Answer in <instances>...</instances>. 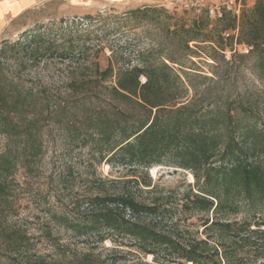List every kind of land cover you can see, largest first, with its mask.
Segmentation results:
<instances>
[{"label":"trees","instance_id":"1","mask_svg":"<svg viewBox=\"0 0 264 264\" xmlns=\"http://www.w3.org/2000/svg\"><path fill=\"white\" fill-rule=\"evenodd\" d=\"M172 10L127 9L126 20L141 18L156 29L148 31L156 46L138 50L132 65L122 54L116 66L110 59L103 68L93 62L87 77L70 81L75 96L53 100L0 76V264H46L42 257L20 259L27 237L7 230L4 220L14 210L10 178L19 155L30 170L41 153L43 110L51 104L91 166L105 163L121 174L96 178V191L86 198L91 210L51 216L75 234L108 239L109 264H264V96L237 77L249 57L264 77V0L220 20ZM80 16L86 25H63L64 16L43 20L37 32L24 34L23 49L39 48L48 24L87 27L90 19ZM234 29L236 35H223ZM238 45L251 49L236 53ZM202 54L212 60L209 73L193 60ZM157 165L191 174L178 203L156 193L148 169ZM192 217L197 223L188 222ZM61 264L99 263L83 254Z\"/></svg>","mask_w":264,"mask_h":264},{"label":"rangeland","instance_id":"2","mask_svg":"<svg viewBox=\"0 0 264 264\" xmlns=\"http://www.w3.org/2000/svg\"><path fill=\"white\" fill-rule=\"evenodd\" d=\"M252 4L253 0H246V6ZM166 9L173 12L172 8ZM125 13L126 10L102 6L92 14H70L85 15L90 19L89 25L65 31L57 26V22L48 24L42 31L46 34L44 42L39 48L32 44L27 51L22 44L24 34L37 32L41 24L37 23L32 31L31 26L17 31L8 40L0 41V76L11 77L24 87L53 100L77 95L78 91L69 86L70 81L87 77L93 62L103 68L110 59L116 66L121 54L124 61L137 62L138 50L156 46L155 36L151 34L156 29L148 27L141 18L126 20ZM45 37L52 39L53 43L48 45ZM236 53H240L237 48ZM229 57L230 52L227 51L225 59ZM193 60L200 69L209 71L208 63H212V60L203 54L201 58ZM252 63V57L243 62L237 74L239 84L264 96V77L258 78L251 69ZM111 80L104 83H111ZM96 95L102 97L101 93ZM52 105L48 111L43 110L41 153L35 157L28 171L20 166L23 160V154H20L11 175L14 210L6 212L4 226L7 230L17 229L26 235L27 240L19 254L21 260L42 257L46 264H61L87 254L99 264H109L106 255L112 245L108 239L99 243L95 236L75 234L51 216L55 213L58 217L60 213L77 209L91 210L86 198L96 191V178L117 179L121 174L111 171L105 163L91 166V160L79 143L67 137L65 125L57 121ZM21 148L22 145L19 151ZM148 175L156 187V193H166L172 203L179 202L187 183L193 181L188 171L164 165L150 167ZM188 222L197 223V220L192 217ZM150 259V255L145 257L147 261Z\"/></svg>","mask_w":264,"mask_h":264},{"label":"crops","instance_id":"3","mask_svg":"<svg viewBox=\"0 0 264 264\" xmlns=\"http://www.w3.org/2000/svg\"><path fill=\"white\" fill-rule=\"evenodd\" d=\"M156 0H0V41L19 30L70 14H92L100 7L127 10Z\"/></svg>","mask_w":264,"mask_h":264},{"label":"built area","instance_id":"4","mask_svg":"<svg viewBox=\"0 0 264 264\" xmlns=\"http://www.w3.org/2000/svg\"><path fill=\"white\" fill-rule=\"evenodd\" d=\"M157 5L166 8L188 10L194 13H204L207 17L213 20L223 19L226 14L239 17L241 10L246 6L244 0H156ZM87 20L80 15L64 16L62 24H82L86 25ZM237 29L223 31L224 36L236 35ZM239 52L248 53L251 46L238 45L236 46ZM134 62L130 63L131 65Z\"/></svg>","mask_w":264,"mask_h":264}]
</instances>
